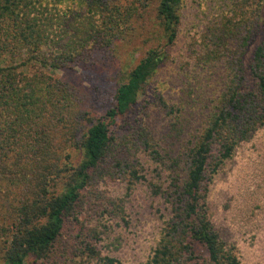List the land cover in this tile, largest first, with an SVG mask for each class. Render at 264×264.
<instances>
[{
  "label": "trees",
  "instance_id": "trees-1",
  "mask_svg": "<svg viewBox=\"0 0 264 264\" xmlns=\"http://www.w3.org/2000/svg\"><path fill=\"white\" fill-rule=\"evenodd\" d=\"M144 1L0 0V264H76L83 258L119 264L100 256L85 228L91 173L112 152L120 123H128L140 92L163 65L178 35L183 0H157L165 43L148 49L116 82L100 115L79 110L77 91L53 74L111 46L124 14ZM225 5L229 15L208 38L215 46L209 53L219 54L226 38L236 40L225 85L187 147L184 175L168 187L172 215L145 264H247L240 248L214 228L206 196L220 165L264 130V0ZM237 13L238 23L229 20ZM241 28L244 37L238 36ZM159 104L167 114L175 110L162 99ZM137 136L147 155L159 153L144 128ZM124 161L116 164L128 188L147 180L143 163ZM148 185L162 193L156 182ZM111 204L96 217L98 225L104 214L110 218L117 206Z\"/></svg>",
  "mask_w": 264,
  "mask_h": 264
},
{
  "label": "rangeland",
  "instance_id": "rangeland-1",
  "mask_svg": "<svg viewBox=\"0 0 264 264\" xmlns=\"http://www.w3.org/2000/svg\"><path fill=\"white\" fill-rule=\"evenodd\" d=\"M227 0H183L181 21L175 42L168 47L163 65L140 92L132 115L120 123L112 152L91 173L88 217L84 222L88 235L100 256L118 259L119 264H145L156 246L159 233L172 212L166 193L171 181L184 175L187 147L204 127L208 113L217 103L228 71L227 56L235 42L226 38L227 46L210 52L211 31H217L225 15ZM157 0L137 2L121 21V32L107 49H94L90 62L71 64L54 71V76L72 86L78 95L77 108L100 115L107 94L150 48L163 47L165 38L156 16ZM239 13L232 22L238 23ZM243 27V25H239ZM246 32L241 28L238 36ZM214 38V37H213ZM205 43L208 50L203 51ZM161 96V98L158 97ZM173 105L167 114L159 100ZM138 127L135 123H139ZM144 128L158 154L147 155L140 145L137 129ZM145 166L146 181L127 187L121 164ZM161 186L153 194L148 181ZM110 218L96 217L105 207H113ZM90 204V205H89ZM208 216L214 228L229 242L235 243L247 264H264V130L238 146L232 158L220 165L210 181L206 196ZM99 214V215H98ZM107 223V227L101 226ZM31 261V260H30ZM26 264H32L31 262ZM76 264H100L95 258H83Z\"/></svg>",
  "mask_w": 264,
  "mask_h": 264
}]
</instances>
